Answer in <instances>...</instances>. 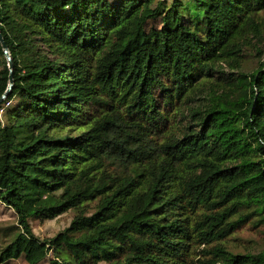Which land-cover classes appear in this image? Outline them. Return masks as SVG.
Returning a JSON list of instances; mask_svg holds the SVG:
<instances>
[{
	"label": "trees",
	"instance_id": "trees-1",
	"mask_svg": "<svg viewBox=\"0 0 264 264\" xmlns=\"http://www.w3.org/2000/svg\"><path fill=\"white\" fill-rule=\"evenodd\" d=\"M0 33V264H264L225 243L264 226V0H0Z\"/></svg>",
	"mask_w": 264,
	"mask_h": 264
},
{
	"label": "rangeland",
	"instance_id": "rangeland-1",
	"mask_svg": "<svg viewBox=\"0 0 264 264\" xmlns=\"http://www.w3.org/2000/svg\"><path fill=\"white\" fill-rule=\"evenodd\" d=\"M251 45H246L244 54L251 55L246 59L245 62V71L248 72L250 69L257 67L256 61L259 59L258 47L262 45V41L258 42L255 38L252 39ZM264 42V36H263ZM3 120L2 115L0 114V121ZM93 207V205H91ZM74 216L73 211H69L62 216L45 222L34 221L31 222V228L36 237L40 240H46L53 238L63 229L68 227L72 217ZM17 225V219L15 214L0 204V245L2 244V234L5 230L14 227ZM225 243L235 253L247 254L251 253L253 255L258 254L259 252L264 253V226L252 227V225L245 226L241 231L233 235L229 240H226ZM51 252L48 253L46 261L42 264H47V261L51 259ZM7 264H26L24 259L20 258L18 260L7 262Z\"/></svg>",
	"mask_w": 264,
	"mask_h": 264
},
{
	"label": "water",
	"instance_id": "water-1",
	"mask_svg": "<svg viewBox=\"0 0 264 264\" xmlns=\"http://www.w3.org/2000/svg\"><path fill=\"white\" fill-rule=\"evenodd\" d=\"M0 45H1V48L3 50V54H4V57L7 61V67H8V70H9V81H8V87H7V90L6 92L1 96L0 98V105L2 104V102L7 98V96L10 94V91L12 89V86H13V78H12V73H13V62H12V59H11V55L9 53V50L7 48V46L5 45L4 43V40L2 38V35L0 33Z\"/></svg>",
	"mask_w": 264,
	"mask_h": 264
},
{
	"label": "built area",
	"instance_id": "built-area-1",
	"mask_svg": "<svg viewBox=\"0 0 264 264\" xmlns=\"http://www.w3.org/2000/svg\"><path fill=\"white\" fill-rule=\"evenodd\" d=\"M0 114H2V111H0Z\"/></svg>",
	"mask_w": 264,
	"mask_h": 264
}]
</instances>
